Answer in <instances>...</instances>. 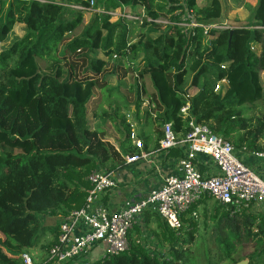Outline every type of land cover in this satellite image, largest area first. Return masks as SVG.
Listing matches in <instances>:
<instances>
[{
	"label": "trees",
	"instance_id": "16d2710c",
	"mask_svg": "<svg viewBox=\"0 0 264 264\" xmlns=\"http://www.w3.org/2000/svg\"><path fill=\"white\" fill-rule=\"evenodd\" d=\"M91 1L0 0V43L15 24L25 26L0 51V264H23L21 254L49 231L48 253L61 216L85 205L90 175L113 173L125 154L139 153L129 114L155 125L157 147L165 123L182 139L193 117L236 150L264 153V115L250 113L264 99V56L251 48L264 46V0L239 24L224 21L222 0H94L93 10ZM121 10L139 19L112 21L109 12ZM98 52L127 65L108 71ZM117 72L125 79L109 85ZM96 89L108 103L93 111L98 127L89 109ZM139 137L147 150L151 135L143 129ZM209 201L182 213L178 229L146 211L142 221L157 223L159 250L129 234L126 250L87 264H264V203L233 212L212 201L202 232L199 206Z\"/></svg>",
	"mask_w": 264,
	"mask_h": 264
},
{
	"label": "built area",
	"instance_id": "2783aa9c",
	"mask_svg": "<svg viewBox=\"0 0 264 264\" xmlns=\"http://www.w3.org/2000/svg\"><path fill=\"white\" fill-rule=\"evenodd\" d=\"M94 5L92 0L91 10ZM109 13L113 16L114 11ZM121 15L139 19L137 15ZM145 17L144 13L142 18ZM193 26L198 25L193 23ZM251 48L256 49L254 44ZM216 88L219 89V85ZM189 107L187 103L181 111L187 114ZM188 125L189 130L182 139L171 122L163 125L160 149L170 151L179 146L183 149L174 171L165 176L160 187L138 199L126 200L117 210L109 209L103 200L104 195L117 186L113 173L94 171L89 177L92 187L85 205L59 219V232L55 243L48 249L45 263L81 261L87 264L91 261L92 250L100 244L104 245V256L123 252L128 247L131 230L146 211L156 212L172 229H178L181 214L204 196L230 206L233 212H240L252 204H263L264 179L243 162L235 147L193 117L189 118ZM132 127L131 141L139 153L126 154L128 163L147 156L135 124ZM200 155L214 161L217 173L209 176L201 173ZM257 156H264V153H257ZM21 260L23 264H39L28 252L21 254Z\"/></svg>",
	"mask_w": 264,
	"mask_h": 264
},
{
	"label": "crops",
	"instance_id": "0c3cea01",
	"mask_svg": "<svg viewBox=\"0 0 264 264\" xmlns=\"http://www.w3.org/2000/svg\"><path fill=\"white\" fill-rule=\"evenodd\" d=\"M224 84L228 85V82L226 81ZM141 124L143 125L141 132L143 129L147 131V133L151 135V140L155 142V125L152 124L144 127V122H141ZM135 130L137 132L139 129L135 128ZM182 150V147L179 146L172 151H164L160 149V146L157 147L149 144L147 150H144L147 155L146 157L132 163L125 161L122 166H119L120 168L118 170L113 172L117 181V186L110 189L104 195V204L111 210H117L126 200L138 199L146 195L152 189L160 187L165 176L174 171L180 156H182ZM237 155L246 165L254 169L255 172L264 179V156L259 157L257 154L247 153L243 149H237ZM199 168L201 173L208 176L218 171L214 161L204 155L199 156ZM262 207L264 208V204ZM48 235L51 236L49 231L45 233V236ZM50 238L52 239V237ZM100 252H104V245L102 244L97 245L92 250L91 260H97L98 257H100L97 253ZM46 257L47 253L45 258ZM69 264H82V262L75 261Z\"/></svg>",
	"mask_w": 264,
	"mask_h": 264
},
{
	"label": "rangeland",
	"instance_id": "374dc122",
	"mask_svg": "<svg viewBox=\"0 0 264 264\" xmlns=\"http://www.w3.org/2000/svg\"><path fill=\"white\" fill-rule=\"evenodd\" d=\"M223 5H224V16H225V20L227 23H234V24H239V23H243L245 21H247L248 19H250L251 17V7H253L257 0H222ZM122 14V10L121 11H114V14L112 16V21H116L118 19V17ZM131 16V15H136L134 13H129L127 14V16ZM90 17V14H86L85 15V22L88 21ZM129 18H133L132 16ZM226 23V24H227ZM24 24L21 23H17L14 25L13 30L9 33L7 39L0 43V51H2L4 48H7L8 46L11 45V43L13 41H15L16 39H19L20 37L23 36L24 34ZM255 48L258 50V53L261 56H264V46L261 44H256L254 43ZM99 53V52H98ZM98 56L100 58H103L104 60L107 61V70H111L114 67V64L116 63H121L123 65H127L126 62L122 61L119 58H115V57H111V58H106L104 57L101 52L98 54ZM139 60H136V64H138ZM124 62V63H123ZM42 66L44 67V63L42 62ZM130 70V69H128ZM127 70V71H128ZM126 71V79L131 78V74L130 72ZM121 73H115L111 76V78L109 79V85H114L116 87L119 86V81L121 79H125L122 76H120ZM264 77V75H263ZM264 80V79H263ZM119 92H122L124 94L125 93V89L124 88H118ZM103 98V94L101 92V90L96 89L95 93H94V97L91 100L90 104H89V109L91 112V117H92V125L94 127H98L100 124V121L95 119L93 117V111L97 110L99 108H106L108 109V103L105 101V99ZM250 113L252 116H263L264 115V99L258 101L255 105L251 106L250 109ZM129 120L131 122H134L135 127L139 130H137L138 134L141 133V128H143V125L141 124V122L135 118L134 115L129 114L127 115ZM101 125V124H100ZM144 127H147L144 125ZM105 131L110 134V135H114L115 134V129L112 127L111 123H108L105 127ZM118 139L116 137H113V142H115L117 144V146L119 147V143H118ZM150 145L155 146V142L153 140L150 139ZM212 201H215L211 198ZM211 201V203H212ZM211 203L210 201L208 202V204H201L199 206L200 211H198V220L200 221V230L202 232H205V229L203 227L202 221L204 219V215L203 212H205V209H209V211L211 210ZM217 203V202H216ZM259 205H254L253 208H257ZM139 225L137 226L138 228H136V226H134V228L131 230L130 234L134 237V238H140L141 241H143V243H145L147 245V247H149L152 251H156L157 249L159 250L158 244L155 240V237L153 235V231L154 229L157 228V223L153 220L150 222V224L148 226L145 225V222L142 221V219L138 222ZM45 234L43 233L41 238L38 240L37 245L30 251V255H32V257L34 256L35 259L38 261L36 263H43L44 260H46L45 256H46V252L47 249L46 248V241L51 237L50 235L45 236ZM161 249V248H160ZM250 251V248H245L244 252L242 254H246ZM240 254H237L236 256L239 258L241 255V251L239 252ZM102 254V256H101ZM97 255H100V257L98 258H103L104 254L103 253H97ZM244 261H247L246 259Z\"/></svg>",
	"mask_w": 264,
	"mask_h": 264
},
{
	"label": "water",
	"instance_id": "95a60500",
	"mask_svg": "<svg viewBox=\"0 0 264 264\" xmlns=\"http://www.w3.org/2000/svg\"><path fill=\"white\" fill-rule=\"evenodd\" d=\"M237 264H247V261H241V262H238Z\"/></svg>",
	"mask_w": 264,
	"mask_h": 264
}]
</instances>
